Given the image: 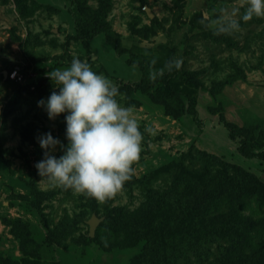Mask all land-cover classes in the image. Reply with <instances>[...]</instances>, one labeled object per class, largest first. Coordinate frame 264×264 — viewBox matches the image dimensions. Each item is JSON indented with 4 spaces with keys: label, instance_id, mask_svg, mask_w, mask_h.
<instances>
[{
    "label": "rangeland",
    "instance_id": "rangeland-1",
    "mask_svg": "<svg viewBox=\"0 0 264 264\" xmlns=\"http://www.w3.org/2000/svg\"><path fill=\"white\" fill-rule=\"evenodd\" d=\"M78 1L86 14L100 3L109 5L106 21L120 36L122 55L102 36L78 39L64 0H0V254L12 264H129L142 246L104 251L89 244L88 220L95 216L101 223L109 210L111 222L118 224L111 211L123 207L129 210L128 221L173 184L181 163L191 166L193 155L192 168L199 174L195 184H234L243 175L232 165L264 183V162L237 152L243 144L253 154L264 153V17L240 20L238 32L219 33L233 9L242 12L247 0ZM74 56L119 87L118 99L134 106L143 133L131 179L105 201L54 187L35 167L44 153L38 136L51 132L67 144V113L49 120L37 106L59 89L35 86ZM130 56L149 70L153 59L156 69L173 57L182 59L179 80L194 92L196 122L183 96H166L159 86L134 89L131 83L140 70L125 62ZM14 71L20 81L10 79ZM145 126L154 134L144 132ZM33 190L40 195V213L32 205ZM262 228L255 223L251 230L258 238L252 250L245 238L241 252L228 250V239L207 238L193 248L181 246L170 264H264ZM254 253L255 263L250 261Z\"/></svg>",
    "mask_w": 264,
    "mask_h": 264
},
{
    "label": "trees",
    "instance_id": "trees-1",
    "mask_svg": "<svg viewBox=\"0 0 264 264\" xmlns=\"http://www.w3.org/2000/svg\"><path fill=\"white\" fill-rule=\"evenodd\" d=\"M64 1L73 19L75 36L78 39L92 40L102 36L107 43L113 45L117 55L124 53L120 36L111 30L106 21L108 4L100 3L97 10L86 14L78 0ZM17 5L20 6V2ZM125 62L140 70L138 80L131 83L134 89L145 90L159 86L166 92V96H183L187 101V113L196 122L194 92L182 86L179 80L182 77L181 70L165 72L161 78L151 82L148 78L149 69L144 61L130 56ZM45 86L54 85L49 78H44L39 80L35 88ZM237 152L247 159L257 158L264 162V153L253 154L243 144L237 148ZM190 159L191 166L181 163L173 184L163 189L162 193L158 192L159 198L157 194L154 198H149L128 221L126 218L129 217V210L120 207L111 211L116 215L118 224L111 222L110 211L107 210L105 220L98 224L94 236L91 238L88 235L89 244L98 245L104 251L116 246H142L140 253L132 256L129 264H170L181 246L188 244L193 248L196 243H202L207 238L228 239L231 244L228 250L233 248L239 252L246 250L245 243L241 241L245 238L251 250L254 249V240L258 238L251 234V230L255 223L263 226L260 233L264 237V183L232 165L238 174L243 175L234 184L233 181L228 186L195 184L199 174L198 170L192 168V159L196 160V156L193 155ZM32 196V205L40 213L37 202L40 195L33 190ZM208 235L211 237H207ZM198 250L199 247L192 251L196 253ZM250 261L257 262V254L254 253ZM0 264H12V261L0 254Z\"/></svg>",
    "mask_w": 264,
    "mask_h": 264
},
{
    "label": "clouds",
    "instance_id": "clouds-1",
    "mask_svg": "<svg viewBox=\"0 0 264 264\" xmlns=\"http://www.w3.org/2000/svg\"><path fill=\"white\" fill-rule=\"evenodd\" d=\"M231 15L219 33L238 32L240 20L264 17V0H247L242 12L236 8ZM182 63V59L173 57L156 69L153 59L148 78L155 82L165 72L179 71ZM47 75L59 91L53 90L37 106L47 112L49 120L67 113V144L51 132L37 137L44 150L43 159L35 164L38 175L54 187L98 201L115 196L131 179L133 164L141 157L143 133L133 116L134 106H123L118 99L122 95L119 87L76 56L66 68L51 70ZM144 132L154 134V129L145 126ZM57 149L62 153L59 157L53 154Z\"/></svg>",
    "mask_w": 264,
    "mask_h": 264
},
{
    "label": "water",
    "instance_id": "water-1",
    "mask_svg": "<svg viewBox=\"0 0 264 264\" xmlns=\"http://www.w3.org/2000/svg\"><path fill=\"white\" fill-rule=\"evenodd\" d=\"M147 16L152 19L153 18V15L149 12V10H145ZM4 77H5V74H4ZM99 219L95 216H92L88 222H87V225H88V235L89 237H93L94 236V233H95V229L96 227L98 226L99 224Z\"/></svg>",
    "mask_w": 264,
    "mask_h": 264
},
{
    "label": "built area",
    "instance_id": "built-area-1",
    "mask_svg": "<svg viewBox=\"0 0 264 264\" xmlns=\"http://www.w3.org/2000/svg\"><path fill=\"white\" fill-rule=\"evenodd\" d=\"M10 79H12L13 81L17 80V81H20L21 80V77L18 76L17 72L14 71L11 75H10Z\"/></svg>",
    "mask_w": 264,
    "mask_h": 264
}]
</instances>
